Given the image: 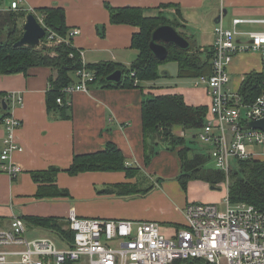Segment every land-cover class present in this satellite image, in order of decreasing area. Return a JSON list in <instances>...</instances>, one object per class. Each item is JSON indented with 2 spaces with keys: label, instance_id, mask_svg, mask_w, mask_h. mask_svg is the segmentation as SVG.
<instances>
[{
  "label": "crops",
  "instance_id": "obj_1",
  "mask_svg": "<svg viewBox=\"0 0 264 264\" xmlns=\"http://www.w3.org/2000/svg\"><path fill=\"white\" fill-rule=\"evenodd\" d=\"M0 1V5L4 2L0 6L3 12L8 11L13 0ZM105 4L113 8H140L145 16L151 17L164 13L168 20L176 22V28L172 27L195 50H212L214 28L218 24L231 28L233 19H264V0H21L20 6L34 12L46 7L62 8L67 31H79L71 43L76 51L83 52L86 65L107 63L128 69L138 57V51L131 46L132 36L138 32V28L112 25ZM168 4L176 7L159 8ZM216 20L218 23H215ZM238 28L254 31L262 30L264 26L243 24ZM188 31L189 37L184 36ZM237 40L245 41L246 38ZM263 63V53L249 52L235 56L227 68L229 83L238 76L241 84L247 74L262 72ZM175 67L176 75V63ZM159 72L161 78L156 82L138 81L136 87L100 88L91 83L88 92L71 95L68 119L51 118L46 110L48 79L54 74L51 68L35 67L25 74L0 76V102L7 92H15L23 99L21 107H11L7 111L2 109L0 103V119L7 112L20 121L13 136L22 148L11 159L20 168V173L11 178L0 172V228L7 227L13 217L23 220L26 217H53L65 222L73 213L84 218L153 221L159 223L162 235L173 237L175 231L185 223L184 209L187 204L201 202L221 205L227 196V190L221 186L212 190L203 181L189 180L186 190H182L178 181L181 167L176 151L158 148V154L148 166L144 164L141 118L144 98L178 94L192 107L205 106L208 109L210 103L206 88L190 86L184 89L183 85L189 86V81L177 75V79L183 80V83H176L174 74L164 65L159 67ZM4 135L0 123V139ZM108 143L122 152L126 158L125 165L127 163L128 167L139 169L136 176L127 178L124 172L94 171L71 176L66 172L74 156L101 151ZM261 157L264 160V156ZM51 168L59 169L55 184L66 189L69 195L38 199L37 184L30 173ZM140 173L149 178L154 173L161 179L142 186L138 179ZM121 183L136 185L140 190L150 186L154 188L146 195L117 196L111 190ZM27 226L38 232V237L49 234L45 230Z\"/></svg>",
  "mask_w": 264,
  "mask_h": 264
},
{
  "label": "built area",
  "instance_id": "obj_2",
  "mask_svg": "<svg viewBox=\"0 0 264 264\" xmlns=\"http://www.w3.org/2000/svg\"><path fill=\"white\" fill-rule=\"evenodd\" d=\"M20 3L21 0L11 1L8 10L36 17L46 31L39 48L60 44L74 48L71 39L79 31L68 32L62 38L46 28L41 16L22 9ZM243 24L264 26V19H233L231 28L216 25L211 73L194 80L195 87H206L210 103L204 125L192 137L207 146L208 158L226 175L221 187L227 192L228 174L233 170L231 161L264 156V132L246 128L249 122L264 116V89L253 102L243 103L238 92L233 93L227 87V68L235 56L249 52L264 54V29L242 31L238 27ZM242 37L246 40H237ZM77 53L81 67L74 74L76 80L61 91L67 98V106L72 94L88 92L89 85L96 80V73L84 62L83 52L77 50ZM130 77L136 87L138 80L134 72ZM56 102L63 104L61 97ZM0 103L7 111L21 107L23 99L15 92H7ZM0 123L5 131L0 139V172L15 178L20 168L11 159L22 148L14 141L13 134L20 121L6 112ZM190 133L180 131L179 135L186 137ZM254 147H260L262 152L255 153ZM184 219L183 227L173 237L166 238L157 222L84 218L70 213L65 220V229L71 233L68 241L63 235L51 234L28 240L26 224L21 218L13 217L7 227L0 228V264H172L192 259L205 264H264V211L247 203L231 204L226 196L221 205L187 204Z\"/></svg>",
  "mask_w": 264,
  "mask_h": 264
},
{
  "label": "trees",
  "instance_id": "obj_3",
  "mask_svg": "<svg viewBox=\"0 0 264 264\" xmlns=\"http://www.w3.org/2000/svg\"><path fill=\"white\" fill-rule=\"evenodd\" d=\"M176 5H161L160 9L174 8ZM109 12L112 25H129L138 28L132 36L131 46L138 51V57L130 68H118L107 63L87 65L96 73L93 84L102 88L132 87L134 72L135 78L142 82H156L161 78L159 67L166 62L177 65V75L182 79H194L208 76L211 73V59L213 49L195 50L190 46L181 50L173 45L165 44L168 49L166 60L159 61L151 54L148 45L154 29L163 25L177 24L166 18L164 13L155 17L145 16L140 8H113L105 4ZM42 17L46 28L55 32L62 38L67 37L65 13L62 8L46 7L35 10ZM28 13L22 11H0V76L25 74L28 69L35 67H48L54 74L48 79L46 92V110L54 119H68L69 106L65 105L67 98L62 94V89L74 83L75 72L81 67L77 51L66 44L53 47H28L14 48L13 45L21 38L23 24L19 27L18 21L24 20ZM55 56H51V53ZM72 54V57H70ZM202 54L205 55L202 58ZM116 70L122 71L123 80L120 83H108L106 77ZM153 88V87H152ZM264 89V63L260 73L247 74L240 84L238 94L243 103L253 102ZM61 97L63 104L59 105L56 99ZM207 108L205 106L192 107L184 102L181 95H158L144 98L141 105L144 164L148 166L152 158L158 154V147L163 145L166 151H176L181 172L178 181L182 190H186L189 180H200L211 186H216L226 179V175L218 170H205L204 166L208 156L192 152L185 144V137L179 135L180 131L191 132L192 135L205 123ZM1 120V119H0ZM188 155H191L189 158ZM126 158L113 144L108 143L103 150L91 154L73 157L72 164L66 172L75 176L83 172H124L127 178H132L139 173L134 166L125 165ZM236 170L228 174L227 196L231 204L247 203L264 211V161L240 160L236 161ZM59 169L51 168L47 171L31 172V179L37 184L36 197L63 198L69 195L66 189H61L55 184ZM160 181V180H159ZM154 187L140 190L136 185L121 183L114 187L117 196L146 195ZM110 191V192H111ZM23 220V219H22ZM24 223L35 228L45 230L51 235H63L68 241L71 233L65 229L66 222L56 218L26 217ZM64 227V228H63ZM73 264V263H66ZM172 264H205L202 260L192 259L176 261Z\"/></svg>",
  "mask_w": 264,
  "mask_h": 264
},
{
  "label": "water",
  "instance_id": "obj_4",
  "mask_svg": "<svg viewBox=\"0 0 264 264\" xmlns=\"http://www.w3.org/2000/svg\"><path fill=\"white\" fill-rule=\"evenodd\" d=\"M215 23H218L216 20ZM45 29L39 24L33 14L25 17L23 24V33L21 38L13 45L14 48L28 47L31 49L39 48L40 41L45 37ZM165 44L173 45L181 50H187L189 42L182 37L172 26L163 25L153 30L148 48L151 54L159 61H164L168 55V49ZM122 71L116 70L106 77L108 83H120L122 81ZM2 109L6 106L2 104ZM247 129H257L264 132V116L256 121L248 123ZM194 138V136H193ZM212 190L215 187H210Z\"/></svg>",
  "mask_w": 264,
  "mask_h": 264
},
{
  "label": "rangeland",
  "instance_id": "obj_5",
  "mask_svg": "<svg viewBox=\"0 0 264 264\" xmlns=\"http://www.w3.org/2000/svg\"><path fill=\"white\" fill-rule=\"evenodd\" d=\"M9 1V0H8ZM8 1H6V2H8ZM0 2H2V1H0ZM3 4H4V2L0 5V6H3ZM3 12H5V11H3ZM24 21L25 20H19L18 21V25H19V27L20 26H22V24H24ZM184 36H186V37H189V31H188V33L187 32H185L184 33ZM51 56H55V54L52 52L51 54H50ZM164 65V67L165 68H167L170 72H172L173 74H174V76H173V79H176L175 80V82L176 83H183V80H181V79H177V74L175 75V73H176V70H175V63H173V62H166L165 64H163ZM241 78L240 77H238V76H236V77H234L231 81H230V83H229V85H228V88L234 93V92H238L237 90H238V88H239V84H240V80ZM194 80L195 79H187V80H185V81H189V86L188 85H183V88L184 89H186V88H189L190 86H191V88L192 87H195L194 86ZM191 81V82H190ZM206 88L205 86H203V85H200L199 87H195V88ZM185 145L187 146V147H189L190 149H192V152H195V153H200V154H203V155H205V156H207L208 155V148H207V146H205L204 144H202V143H200L199 142V140H197V139H195V138H192V133H190L188 136H186L185 137ZM163 145H160L158 148L161 150V149H163ZM159 151V150H158ZM253 151L255 152V153H261L262 152V149L260 148V147H254L253 148ZM189 156V158L191 157V155H188ZM256 160H259L260 162H262V161H264L263 160V158L262 157H260V158H257ZM235 162L236 161H231V167L233 168V170H236L237 169V164H235ZM204 169L205 170H214V169H216L215 168V166H214V164H213V162L210 160V159H208L207 160V162H206V164H205V166H204ZM150 177L151 178H149V176H146V175H143V174H139L138 175V179L140 180V183L142 184V186H145V184H147V185H150V184H152V183H155V181H159L160 179H161V177L160 176H158L157 174H151L150 175ZM166 180V179H165ZM176 180V179H175ZM177 181V180H176ZM177 183H178V181H177ZM208 184V183H207ZM209 185V184H208ZM210 187H211V185H209ZM218 186H222L221 185V183H219L218 185H216V186H213V187H218ZM221 193H223L222 191H221ZM35 230V229H34ZM40 232H42V231H40ZM42 236V235H41ZM44 236H46V235H44ZM166 236V235H165ZM35 237H38V232H35V231H33V229H30V227L29 226H27L26 227V238L28 239V240H32L33 238H35ZM168 237H170V236H167L166 238H168ZM58 247H60V246H58ZM17 260V259H16Z\"/></svg>",
  "mask_w": 264,
  "mask_h": 264
}]
</instances>
